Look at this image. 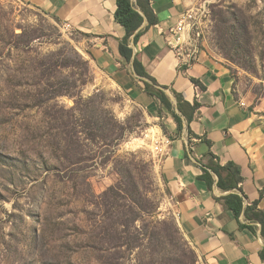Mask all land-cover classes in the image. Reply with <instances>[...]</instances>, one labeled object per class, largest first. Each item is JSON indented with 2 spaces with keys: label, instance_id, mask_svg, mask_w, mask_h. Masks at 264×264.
I'll list each match as a JSON object with an SVG mask.
<instances>
[{
  "label": "rangeland",
  "instance_id": "obj_1",
  "mask_svg": "<svg viewBox=\"0 0 264 264\" xmlns=\"http://www.w3.org/2000/svg\"><path fill=\"white\" fill-rule=\"evenodd\" d=\"M191 1L202 20L200 36L191 32V37L226 63L236 97L264 115V0ZM226 21L235 28L233 43L227 41ZM241 24L248 31L243 36ZM85 38L25 0H0V264H101L100 254L111 264H138L135 248L118 246L122 226L113 224L105 234L99 230L107 221L102 194L125 181L117 158L131 162L126 179L134 191L130 197L138 201L133 210L143 212L130 231L157 225L188 243L154 150L163 119L103 85ZM49 58L56 65L46 74L42 63ZM63 84L77 85L79 95L57 96ZM94 94L125 126L124 138L107 162L109 152H101L106 146L86 140L85 151L100 154L97 163L68 165L51 111L71 109L78 96ZM75 173L85 180L73 183ZM120 193L118 203L129 202Z\"/></svg>",
  "mask_w": 264,
  "mask_h": 264
},
{
  "label": "crops",
  "instance_id": "obj_2",
  "mask_svg": "<svg viewBox=\"0 0 264 264\" xmlns=\"http://www.w3.org/2000/svg\"><path fill=\"white\" fill-rule=\"evenodd\" d=\"M38 7L71 31L86 36L90 63L106 87L125 92L137 105L152 115L158 106L140 88L131 62L123 61L119 41L125 30L114 19L116 0H25ZM191 0H150L157 22L148 26L146 19L133 54L149 75L161 85L180 92L184 99L200 106L190 122L191 130L211 140V151L220 163L233 161L241 168V187L249 200H258L264 210V115L238 99L226 63L203 44L193 42L175 50L169 41L180 17L191 8ZM198 80L203 86L192 82ZM243 102V104H241ZM161 117L169 139L157 153L160 173L169 189L179 228L195 250L200 264H264L259 252L264 241L259 233L240 228L231 210L215 200L224 194L216 186L208 189L197 178L205 161V147L183 129L177 134L176 123L164 109ZM157 116V115H156ZM158 117V116H157ZM159 118V117H158ZM243 221V218H240Z\"/></svg>",
  "mask_w": 264,
  "mask_h": 264
},
{
  "label": "trees",
  "instance_id": "obj_3",
  "mask_svg": "<svg viewBox=\"0 0 264 264\" xmlns=\"http://www.w3.org/2000/svg\"><path fill=\"white\" fill-rule=\"evenodd\" d=\"M228 15L232 16L231 13ZM114 19L125 30L124 36L119 41V53L123 61L131 62L134 73L144 79L140 80L141 84L139 85L142 91L148 97L158 101L156 115L161 118L165 113L164 109L167 110L176 123L177 134L182 131L183 123H185L188 143L190 144L191 139L195 138L204 145L205 150L202 152V157L205 161L201 162L202 170L201 173L197 174V178L204 181L208 189L211 190L216 186L220 191L225 192L215 196V200L220 202L225 209L233 212L240 228H248L253 233L258 232L264 241V210L258 206V200L251 201L244 193L241 187L243 177L240 166L233 161L220 163L218 157L211 151V140L206 136L195 134L190 128V122L195 118L200 106L199 102L196 100L189 102L184 99L180 92L170 88L173 101L165 92L168 86L159 84L155 78L149 75L137 55L133 54L130 44H135L141 35L143 30L139 27L144 19L147 21L145 29L157 22V17L150 6V0H116ZM229 20L230 18H228ZM228 21L225 22L224 31L229 35L227 41L233 43L231 40L235 28ZM238 29L239 36L246 35L248 32L247 27L242 26V24ZM53 65H56L55 61L50 58L47 59L42 63L43 72L47 74L48 69ZM192 82L200 85L203 89L198 80L192 79ZM72 88H77V85L63 84L56 95L69 92L73 96L79 95V91L76 89L71 91ZM51 112H53L50 115L53 120L51 126L58 129L56 132L58 141L56 142L59 145L61 141L63 142L64 159L68 165L77 166L85 161H90L92 165L97 163L100 154L96 149H90V152L85 151L83 147L86 140L92 145L101 142L102 146H106V149L101 152L102 154L109 152L104 155V162H107L113 156V149L111 148L117 146L124 138L125 126L115 118L110 110L103 106L102 97L96 94L86 98L78 96L71 109L58 108ZM160 128L165 132L164 124H161ZM84 152L85 155H83ZM130 163L127 159L117 158L115 161L117 172L125 181L108 187L102 194L104 198L102 204L106 208L107 223H103L99 230L105 234L109 232V227L113 224L122 226L118 246L124 245L129 249L135 248L138 264H200L195 250L183 238L175 236L170 230L153 225V230L135 228L134 234L130 231L131 222L141 219V214H143L142 211L135 214L133 210L132 204L138 206V201L135 197H130L134 191L130 189L126 179L129 174ZM81 177L85 180L86 176L75 173L71 175L70 179L74 183ZM120 192L127 196L130 203L128 201L127 203H118V199L123 198ZM240 218H243V221ZM158 222L160 221L154 223ZM174 231L177 235L175 228ZM259 255L264 262V247L260 250ZM98 259L101 264H111L109 260L107 261L108 258L105 254H100Z\"/></svg>",
  "mask_w": 264,
  "mask_h": 264
},
{
  "label": "built area",
  "instance_id": "obj_4",
  "mask_svg": "<svg viewBox=\"0 0 264 264\" xmlns=\"http://www.w3.org/2000/svg\"><path fill=\"white\" fill-rule=\"evenodd\" d=\"M201 26V17L197 16V13L190 8L180 17L176 27L173 29V33H177V35L169 41L170 47L178 51L182 49L184 45H192L193 42L196 43L195 39L191 37V32H194V35L197 37L200 36ZM63 27L69 29L66 24H63ZM241 104H243V102ZM168 143L169 139L161 136L154 150L156 153H160L162 150L161 145H167Z\"/></svg>",
  "mask_w": 264,
  "mask_h": 264
},
{
  "label": "water",
  "instance_id": "obj_5",
  "mask_svg": "<svg viewBox=\"0 0 264 264\" xmlns=\"http://www.w3.org/2000/svg\"><path fill=\"white\" fill-rule=\"evenodd\" d=\"M171 97V99L174 101V98H173V96H170Z\"/></svg>",
  "mask_w": 264,
  "mask_h": 264
}]
</instances>
